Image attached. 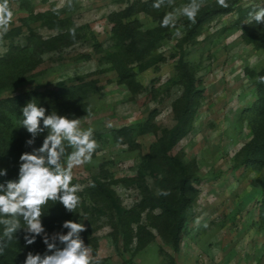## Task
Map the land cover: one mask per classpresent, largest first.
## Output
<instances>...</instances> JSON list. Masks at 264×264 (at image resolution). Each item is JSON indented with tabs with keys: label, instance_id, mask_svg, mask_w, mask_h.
I'll list each match as a JSON object with an SVG mask.
<instances>
[{
	"label": "rangeland",
	"instance_id": "1",
	"mask_svg": "<svg viewBox=\"0 0 264 264\" xmlns=\"http://www.w3.org/2000/svg\"><path fill=\"white\" fill-rule=\"evenodd\" d=\"M146 1L10 0L13 20L8 32L0 33V56L9 55L10 62L0 80L10 78L12 85L0 92V101L18 102L15 108L0 106V127L10 131L0 143L1 152L9 147L7 154L0 155L11 154L5 165L12 167L0 182L17 178L20 154L31 151L21 109L31 100L44 107L34 93L60 95L67 104L50 112L80 118L83 128L94 129L99 147L91 163L73 169L81 200L74 213L57 202L44 207L49 234L66 233L65 220L84 223L87 244L101 264H264V146L250 154L246 148L264 136V83L257 79L264 76V32L249 16L258 7L238 0L231 12L206 21L190 41L185 40L190 21L180 17L162 36L149 35L156 38L154 47L138 58L131 36L116 27L131 22L140 37L157 27L154 15L141 8ZM186 3L173 0L162 11ZM213 3L202 0L200 11ZM133 4L134 13L124 16ZM182 55L200 98L189 132L168 149L170 130L183 110ZM121 73L129 75L131 85ZM93 81L99 87L81 96V85ZM175 157L191 172L178 249L159 199L161 190L178 195ZM114 200L128 212L120 216ZM38 247L45 251L40 237Z\"/></svg>",
	"mask_w": 264,
	"mask_h": 264
},
{
	"label": "clouds",
	"instance_id": "2",
	"mask_svg": "<svg viewBox=\"0 0 264 264\" xmlns=\"http://www.w3.org/2000/svg\"><path fill=\"white\" fill-rule=\"evenodd\" d=\"M165 3L166 0H153L152 7L159 10ZM167 3L172 5L173 0H167ZM216 3L222 8L230 6L227 0H216ZM201 7L202 0H188V3L167 12L160 26L174 28L180 17L196 23ZM13 16L10 0H0V33L8 32ZM249 16L258 24L264 23V7L250 12ZM69 31L75 39V29ZM257 79L264 83V76ZM21 114L20 125L31 137L25 141V146L31 151L20 154L17 178L0 182V255L8 242L17 239V233L23 230L26 246L33 245L37 237L45 245L43 253L27 252L23 264H101L81 236L86 231L84 223L65 220L61 227L67 229L66 233L49 234L42 219L45 216L43 209L49 201L61 204L71 213L80 205V185L72 183L73 169L91 163L93 153L99 147L94 129L83 128L80 118L48 113L33 100L26 103ZM45 132L42 144L36 147L37 137ZM7 175L8 170L0 168V177ZM160 194L169 193L161 190Z\"/></svg>",
	"mask_w": 264,
	"mask_h": 264
},
{
	"label": "trees",
	"instance_id": "3",
	"mask_svg": "<svg viewBox=\"0 0 264 264\" xmlns=\"http://www.w3.org/2000/svg\"><path fill=\"white\" fill-rule=\"evenodd\" d=\"M238 2V0H229V7L228 8H222L219 7L216 3H213L211 5H208L204 9H202L197 17H196V23L189 22L187 25V34L185 36L186 41L192 40L200 31V28L202 25L208 21L209 19L219 16L225 13H229L232 11L234 5ZM153 0H147L142 4V9L146 10L150 14L154 15V18L158 21V26L152 29L149 33H144L143 37H140L137 34H134V27L132 26V23H126L123 24L122 21L118 22V27H116V30L121 29L122 27L126 29L128 34L131 36L132 43L130 45V48L132 50V54L138 56L141 55V57L146 56L151 50L152 46L154 47L155 39H149V35H156V36H162L163 32H165L168 28L161 27L160 21L162 20L163 16L165 15L164 11H162V7L159 10H156L152 7ZM167 3V0H166ZM165 3V4H166ZM139 4V2H138ZM136 3V6L138 5ZM136 6L133 4L129 6L124 11V16H130L134 13L136 10ZM257 7V6H256ZM255 27H260L261 31L264 32V23H255ZM148 42H151L152 45H150ZM261 46V45H259ZM10 62L9 55L7 56H0V71L2 70L3 66H6ZM180 69L183 72L184 75V96L182 100L183 110L178 113V121L177 124L170 130V139L168 144V149H171L182 137H184L191 127L190 122L192 121L195 110H196V104L198 102V99L200 98V90L197 88L196 84V77L189 66V64L184 60L183 55L180 56L179 61ZM121 77L125 80V82L128 85H131L133 81L129 80V75L127 73H121ZM9 79H2L0 80V92L6 88L9 87ZM17 82H21L24 80V77L21 79L18 78ZM14 82V81H13ZM99 85H97L96 81L86 83V85H81L80 92L82 96L83 94L88 93L90 90H94L98 88ZM36 101L39 103H44V107L47 105L48 112L50 111H58L59 108L64 107L67 102L61 100V96H57L56 98L53 95H47L45 93H34V97ZM18 101L16 98H8L0 101V106H9L15 108L14 105ZM10 131L8 130H2L0 127V143L7 140L9 137L8 134ZM257 136V135H256ZM1 145V144H0ZM264 146V136L262 135L261 138H258L254 142L252 141L249 143L246 148L248 149V154H250L252 151H256L259 148ZM9 147L1 152L2 154H7V150ZM0 155V163L4 164L3 168H6L9 171H12V167L5 165L6 163L9 164V156L8 158H4ZM176 167L178 168L179 172V183H178V195L176 198L169 197L168 195H161L160 196V206L162 207L163 211L170 215L171 218V228H170V234H171V241L174 244V247L176 249L179 248L180 240H181V234L184 229V225L187 218V208L190 203V195H189V184L191 181V172L189 170V166L187 163H185L182 159L179 157H175L174 159ZM1 168V165H0ZM9 176V175H7ZM107 195L112 198V190L106 189ZM114 208L119 213L120 216H123L125 213L128 212L126 208H124L118 200L113 201ZM62 214L56 215V220L59 221L61 219ZM0 233H2V226L0 227ZM90 236L88 233H82V237L85 241V244L89 243V239L86 240V237ZM152 236V235H151ZM24 232L23 230H20L17 233V239H13L11 242H8V246L4 249V252L2 255H0V264H23L21 262L24 261L26 258V254L29 251H32L33 253L39 252L38 247V237L36 239V242L33 245L26 246L25 240H24ZM144 244V243H142ZM98 244L96 245V252L98 251ZM172 264H176L175 261L172 262Z\"/></svg>",
	"mask_w": 264,
	"mask_h": 264
},
{
	"label": "built area",
	"instance_id": "4",
	"mask_svg": "<svg viewBox=\"0 0 264 264\" xmlns=\"http://www.w3.org/2000/svg\"><path fill=\"white\" fill-rule=\"evenodd\" d=\"M252 5L257 6L258 8L264 7V0H249Z\"/></svg>",
	"mask_w": 264,
	"mask_h": 264
},
{
	"label": "crops",
	"instance_id": "5",
	"mask_svg": "<svg viewBox=\"0 0 264 264\" xmlns=\"http://www.w3.org/2000/svg\"><path fill=\"white\" fill-rule=\"evenodd\" d=\"M98 248H99V246H98ZM99 252V251H98ZM99 254V253H98ZM100 259V258H99Z\"/></svg>",
	"mask_w": 264,
	"mask_h": 264
}]
</instances>
